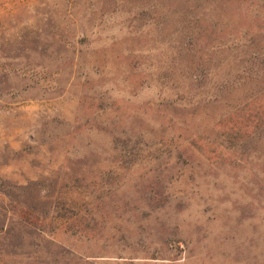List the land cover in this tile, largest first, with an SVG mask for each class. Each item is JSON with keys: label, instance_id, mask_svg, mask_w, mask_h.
Returning a JSON list of instances; mask_svg holds the SVG:
<instances>
[{"label": "rangeland", "instance_id": "1", "mask_svg": "<svg viewBox=\"0 0 264 264\" xmlns=\"http://www.w3.org/2000/svg\"><path fill=\"white\" fill-rule=\"evenodd\" d=\"M0 264H264V0H0Z\"/></svg>", "mask_w": 264, "mask_h": 264}]
</instances>
